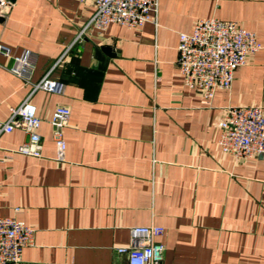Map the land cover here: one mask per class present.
I'll list each match as a JSON object with an SVG mask.
<instances>
[{
	"label": "crops",
	"instance_id": "0c3cea01",
	"mask_svg": "<svg viewBox=\"0 0 264 264\" xmlns=\"http://www.w3.org/2000/svg\"><path fill=\"white\" fill-rule=\"evenodd\" d=\"M94 13L90 0H15L0 16V45L36 59L27 83L0 55V121L52 68L64 85L30 97L41 158L14 153L23 131L0 136V217L34 229L23 259L127 264L116 249L131 229L157 226L162 264H264V161L238 163L218 146L228 107L264 108V0H158L155 24L90 28L77 40ZM209 18L237 23L262 49L206 105L183 83L177 46ZM58 105L71 110L64 162L48 123Z\"/></svg>",
	"mask_w": 264,
	"mask_h": 264
},
{
	"label": "built area",
	"instance_id": "2783aa9c",
	"mask_svg": "<svg viewBox=\"0 0 264 264\" xmlns=\"http://www.w3.org/2000/svg\"><path fill=\"white\" fill-rule=\"evenodd\" d=\"M95 13L82 29L77 40L90 28L104 31L117 24L128 29L140 30L146 24H155L158 0H90ZM10 8L8 0H0V16ZM73 46V45H72ZM71 46V47H72ZM65 51L63 60L70 48ZM262 49L255 34L235 22L217 18L199 19L190 34H179L177 67L184 85L202 96L210 105L217 90L229 91L234 73L247 63V59ZM0 55L11 58L15 67L10 72L29 83L35 67V56L24 51L12 56L10 49L0 45ZM53 68L37 83L32 84L31 94L17 107L10 109L7 120L0 121V136L21 130L28 141L14 153L41 158L42 139L39 129L42 120L30 102L37 90L61 95L64 85L49 79ZM70 107L58 105L48 121L55 146V160L65 161L66 142L64 129L69 123ZM218 146L233 161L244 163L252 159L264 161V108L260 106L228 107L220 123ZM16 212L18 209L15 210ZM164 229L157 226L134 227L130 231L129 245L116 249L127 257V264H162L164 245L157 238ZM34 229L14 217H0V264H38L23 259V250L33 245Z\"/></svg>",
	"mask_w": 264,
	"mask_h": 264
},
{
	"label": "water",
	"instance_id": "95a60500",
	"mask_svg": "<svg viewBox=\"0 0 264 264\" xmlns=\"http://www.w3.org/2000/svg\"><path fill=\"white\" fill-rule=\"evenodd\" d=\"M10 3H14L15 2V0H8ZM105 50V52H109V50H111V49H109V48H105L104 49Z\"/></svg>",
	"mask_w": 264,
	"mask_h": 264
}]
</instances>
